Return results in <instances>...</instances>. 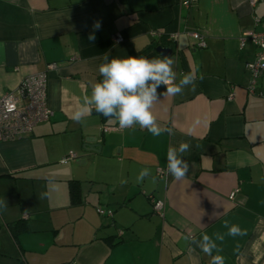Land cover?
<instances>
[{
    "label": "crops",
    "instance_id": "obj_1",
    "mask_svg": "<svg viewBox=\"0 0 264 264\" xmlns=\"http://www.w3.org/2000/svg\"><path fill=\"white\" fill-rule=\"evenodd\" d=\"M181 2L0 0V96L55 64L47 72L50 118L0 141V264H210L185 237L215 239L227 233L225 222L246 233L216 241L225 264H264V72L249 91L244 64L255 50L249 40L241 45L260 29L254 19H264V0ZM191 31L205 47L194 46ZM159 46L172 49L177 82L183 73L197 77L194 88L153 107L174 134L154 137L139 125L102 131L116 121L94 109L81 122L71 118L102 79L105 53L164 56ZM92 140L100 152L83 149ZM181 141L191 145L189 171L177 181L167 151ZM70 154L77 158L60 163ZM145 168L150 175L138 182ZM69 180L80 182L77 202ZM149 194L164 202L162 215Z\"/></svg>",
    "mask_w": 264,
    "mask_h": 264
},
{
    "label": "clouds",
    "instance_id": "obj_2",
    "mask_svg": "<svg viewBox=\"0 0 264 264\" xmlns=\"http://www.w3.org/2000/svg\"><path fill=\"white\" fill-rule=\"evenodd\" d=\"M95 27L97 29L100 27L99 22ZM94 39V35L89 36V40ZM102 61L98 65L102 79L91 84L90 96L85 97L83 104L76 107L71 118L81 122L94 109L109 121L118 122L121 129L139 125L154 137H159L165 132L169 135L174 134L172 128L159 126L153 107L165 94L175 96L182 94L186 87L194 88L197 77L192 72L183 73L177 82L175 61L170 56L159 55L148 58L129 55L124 58L109 59V53H105ZM161 87L165 89L163 92L158 91ZM190 148L191 145L184 141L178 146L168 148L167 172L177 181L186 178V173L189 171V163L183 157L190 152ZM149 175V169H142L137 181H143ZM224 227L228 229L227 233H215V239L203 234L199 241L190 235L186 236L185 240H190L210 256V264H225V257L220 254L223 250L216 241L223 242L225 235L236 237L246 233L235 224L229 225L225 222ZM213 251L216 252L215 255Z\"/></svg>",
    "mask_w": 264,
    "mask_h": 264
},
{
    "label": "built area",
    "instance_id": "obj_3",
    "mask_svg": "<svg viewBox=\"0 0 264 264\" xmlns=\"http://www.w3.org/2000/svg\"><path fill=\"white\" fill-rule=\"evenodd\" d=\"M197 0H182L181 4L185 8L196 3ZM258 0H248L250 6H254ZM256 24L260 25V29L251 32L245 38L241 39V45L249 40L254 48V57L251 61L245 62V68L250 73L248 89L254 92L256 88L257 78L264 72V19L255 17ZM194 40L196 48L206 46L204 37L197 31L190 32ZM115 42L123 41L120 34L112 36ZM172 41L176 40V35H171ZM55 68V64H48L46 70L30 74L23 78L18 87L9 92H5L0 96V141L15 140L21 138L25 134H29L33 127L40 121L48 120L52 115V110L47 105L46 84L47 72ZM232 97V93L229 98ZM118 122L102 126V131H122ZM76 158L75 154L64 156L60 163H66ZM161 173V170H159ZM237 190L229 193V199H233ZM152 204L154 212L162 215L164 210V202L154 198L151 194L147 195ZM100 214L111 215L110 209H99Z\"/></svg>",
    "mask_w": 264,
    "mask_h": 264
},
{
    "label": "water",
    "instance_id": "obj_4",
    "mask_svg": "<svg viewBox=\"0 0 264 264\" xmlns=\"http://www.w3.org/2000/svg\"><path fill=\"white\" fill-rule=\"evenodd\" d=\"M157 50L162 53L164 56H169L172 53V49L168 47H158ZM100 145L96 144L94 140L87 141L86 144L83 146L84 150L93 151V152H100Z\"/></svg>",
    "mask_w": 264,
    "mask_h": 264
},
{
    "label": "trees",
    "instance_id": "obj_5",
    "mask_svg": "<svg viewBox=\"0 0 264 264\" xmlns=\"http://www.w3.org/2000/svg\"><path fill=\"white\" fill-rule=\"evenodd\" d=\"M255 50V48H254ZM69 192L72 202L80 200V182L76 180H69Z\"/></svg>",
    "mask_w": 264,
    "mask_h": 264
},
{
    "label": "rangeland",
    "instance_id": "obj_6",
    "mask_svg": "<svg viewBox=\"0 0 264 264\" xmlns=\"http://www.w3.org/2000/svg\"><path fill=\"white\" fill-rule=\"evenodd\" d=\"M71 153V152H70ZM76 158H77V154H76Z\"/></svg>",
    "mask_w": 264,
    "mask_h": 264
}]
</instances>
